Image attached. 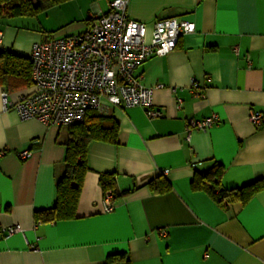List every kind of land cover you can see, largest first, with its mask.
<instances>
[{
	"label": "crops",
	"instance_id": "0c3cea01",
	"mask_svg": "<svg viewBox=\"0 0 264 264\" xmlns=\"http://www.w3.org/2000/svg\"><path fill=\"white\" fill-rule=\"evenodd\" d=\"M112 1L70 0L34 17H2L0 51L29 59L34 43L87 31ZM127 14L148 28L176 18L195 31L135 71L154 89L161 117L104 102L115 143L89 144L76 219L34 221L55 204L69 129L4 111L3 93L14 101L32 84L9 93L0 85V264H106L120 253L130 264H264V190L244 205L220 207L190 187L215 163L225 189L264 177V119L260 126L249 120L264 117V0H128ZM211 116V128L187 134L188 120ZM21 151L30 156L21 160ZM103 174H115L118 194L128 192L111 213L102 208ZM160 176L170 190L154 194L148 183ZM15 226L21 231L3 236Z\"/></svg>",
	"mask_w": 264,
	"mask_h": 264
},
{
	"label": "built area",
	"instance_id": "2783aa9c",
	"mask_svg": "<svg viewBox=\"0 0 264 264\" xmlns=\"http://www.w3.org/2000/svg\"><path fill=\"white\" fill-rule=\"evenodd\" d=\"M127 7L128 0H114L109 11L96 15L84 33L34 43L29 57L32 90L18 94L14 101L3 93V110H13L22 121L36 119L46 126L67 128L83 123L89 111L104 116V102L142 108L150 119L161 117L153 108L154 89L142 86L135 71L151 56L165 57L174 51L182 36L194 33L195 25L169 18L154 21L148 28L130 19ZM1 38L0 33V42ZM196 87L193 83L192 88ZM263 119L262 114L249 118L254 126H260ZM216 123V116L190 119L186 131L188 135L204 132ZM29 156L28 151L18 154L21 160ZM101 203L105 213L114 210L110 193L103 195ZM20 231L15 226L3 229L2 234L10 237Z\"/></svg>",
	"mask_w": 264,
	"mask_h": 264
},
{
	"label": "trees",
	"instance_id": "16d2710c",
	"mask_svg": "<svg viewBox=\"0 0 264 264\" xmlns=\"http://www.w3.org/2000/svg\"><path fill=\"white\" fill-rule=\"evenodd\" d=\"M70 0H0V18L34 17L54 6ZM30 59L8 51H0V85L9 93L32 84ZM69 129L65 146L64 171L56 182V200L52 208L36 211V224H52L76 219V208L85 174L88 172L87 151L93 141L115 143L116 122L96 111H89L83 123ZM223 167L215 163L204 174L194 175L190 187L193 191H204L218 206L234 203L246 204L254 195L264 190V177L246 183L240 188L225 189L221 185ZM103 194L110 193L112 201L126 196L118 194L115 174H103L99 179ZM154 194L169 192L170 185L160 176L148 183ZM106 264H130L127 254L108 256Z\"/></svg>",
	"mask_w": 264,
	"mask_h": 264
}]
</instances>
